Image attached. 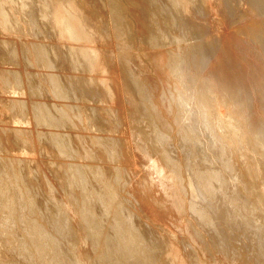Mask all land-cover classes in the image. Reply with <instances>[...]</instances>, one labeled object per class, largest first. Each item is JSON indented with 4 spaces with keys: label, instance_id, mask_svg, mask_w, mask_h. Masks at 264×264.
Instances as JSON below:
<instances>
[{
    "label": "rangeland",
    "instance_id": "1",
    "mask_svg": "<svg viewBox=\"0 0 264 264\" xmlns=\"http://www.w3.org/2000/svg\"><path fill=\"white\" fill-rule=\"evenodd\" d=\"M263 258L264 0H0V264Z\"/></svg>",
    "mask_w": 264,
    "mask_h": 264
},
{
    "label": "bare ground",
    "instance_id": "2",
    "mask_svg": "<svg viewBox=\"0 0 264 264\" xmlns=\"http://www.w3.org/2000/svg\"><path fill=\"white\" fill-rule=\"evenodd\" d=\"M82 11V15L83 16H85L86 15V12L85 11H83V10H81ZM54 13H55V16L58 18V20H59V22H61V23H63L64 24V27H63V37L64 38H69L70 37V35H72V29H71V27L74 29V26H72V25H68L67 24V21H66V19H65V16H64V10L62 9V8H60L59 6H57L56 8H55V10H54ZM66 13H67V15L68 16H70V12L68 13V11H66ZM90 15V14H89ZM54 21V20H53ZM56 22V21H55ZM76 27H77V25H75ZM78 28V27H77ZM58 32V31H57ZM61 32H59V34H60ZM57 36H59V35H57ZM64 40V39H63ZM221 78V77H220ZM120 90V89H119ZM117 92V91H116ZM118 98V97H117ZM4 104V103H3ZM90 107V106H89ZM125 111V110H124ZM2 112V111H1ZM127 119V118H126ZM238 135V134H237ZM122 143V142H121ZM127 146V145H126ZM80 150V149H79ZM123 153H125V152H123ZM124 156L126 155V154H123ZM105 158V157H104ZM124 158V157H123ZM147 166L148 167H150V169H149V171H150V173H151V175L153 174L154 176H155V178H156V180L159 178V176H160V170H158L155 166H154V164H147ZM87 170V169H86ZM231 170V169H230ZM129 172V171H128ZM73 173V172H72ZM132 173H133V171H132ZM159 173V174H158ZM90 174V173H89ZM91 175V174H90ZM74 177V176H73ZM77 177V176H76ZM80 177V176H79ZM88 177V176H87ZM44 179V178H43ZM69 180V179H68ZM160 180V179H159ZM159 180H157L158 182V184H159V186H161V188L164 190V186H163V183H161V181H159ZM165 180V179H164ZM85 181V180H84ZM89 181V180H88ZM139 181V180H138ZM137 181V182H138ZM143 182V181H142ZM166 182V181H165ZM108 184H109V181H108ZM139 184H140V182H139ZM162 184V185H161ZM157 188V187H156ZM159 188V187H158ZM141 189V188H140ZM149 190H150V188H148ZM160 189V188H159ZM132 192H133V196L134 197H138L140 200H141V202L143 203V207H144V209L146 210V211H150L149 209H148V205L147 204H144V200L142 201V199L140 198V194H139V192L137 191V189L134 187V190H132V189H130ZM142 190V189H141ZM157 190V189H156ZM145 191H147L148 192V190H147V188H146V190ZM144 191V192H145ZM159 190H157V194L159 195V192H158ZM161 192V191H160ZM163 193L164 194H166V192L165 191H163ZM150 194V193H149ZM152 194V193H151ZM150 194V195H151ZM148 195V194H147ZM154 195V194H153ZM158 195H156V196H158ZM152 196V195H151ZM151 196H150V198H151ZM155 197V195L152 197V198H154ZM165 197V196H164ZM148 198H149V195H148ZM149 198V201L151 200V202H152V204H153V201H152V199H150ZM167 198H169L168 196H167ZM166 198V199H167ZM169 200V199H168ZM146 201H147V199H146ZM170 201V200H169ZM175 201L176 202H172V208H174L175 210H177V213H178V209H180V208H182L183 207V201L181 200V199H179L178 197L175 199ZM158 203V202H157ZM166 204V203H165ZM154 205V204H153ZM112 206V205H111ZM155 206L156 207H158L159 205H157L156 204V202H155ZM154 206V207H155ZM166 207H167V205H166ZM158 209H160V207L158 208ZM162 209V208H161ZM167 209V208H166ZM192 210H193V208H192ZM191 211V210H190ZM153 212V211H152ZM154 212H155V214H156V212L157 211H155L154 210ZM153 212V213H154ZM103 214V213H102ZM179 214V213H178ZM109 215V214H108ZM106 217H107V215H106ZM157 217H158V214H157ZM171 217V216H170ZM176 217V216H175ZM175 217H172V219L173 218H175ZM167 218V217H166ZM247 218V217H246ZM171 219V220H172ZM171 220H169L170 221V223H171ZM174 220H176V219H174ZM167 221V220H166ZM177 221V220H176ZM173 223V222H172ZM171 223V224H172ZM109 224V223H108ZM175 225V224H174ZM85 229V228H84ZM187 229V228H186ZM182 231V230H181ZM180 232V231H179ZM190 234V233H189ZM185 235V234H184ZM192 236V235H191ZM186 238V237H185ZM188 239H189V237H188ZM191 243V242H190ZM192 245V244H191ZM252 256V255H251ZM248 258V257H247ZM253 259V258H252ZM264 259V258H263ZM252 263V262H251ZM258 263V262H257ZM252 264H254V262L252 263ZM259 264V263H258ZM261 264H262V262H261Z\"/></svg>",
    "mask_w": 264,
    "mask_h": 264
}]
</instances>
